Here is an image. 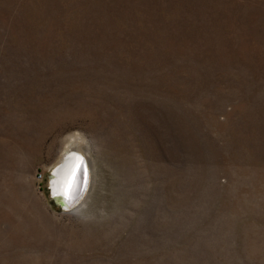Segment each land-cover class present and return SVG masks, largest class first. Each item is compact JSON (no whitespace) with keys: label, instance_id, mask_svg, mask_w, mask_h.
I'll list each match as a JSON object with an SVG mask.
<instances>
[{"label":"rangeland","instance_id":"obj_1","mask_svg":"<svg viewBox=\"0 0 264 264\" xmlns=\"http://www.w3.org/2000/svg\"><path fill=\"white\" fill-rule=\"evenodd\" d=\"M0 264H264V0H0Z\"/></svg>","mask_w":264,"mask_h":264},{"label":"bare ground","instance_id":"obj_2","mask_svg":"<svg viewBox=\"0 0 264 264\" xmlns=\"http://www.w3.org/2000/svg\"><path fill=\"white\" fill-rule=\"evenodd\" d=\"M86 164L88 170L87 189L91 182V168L92 163L85 158L77 148L67 149L63 158L54 168L53 177L50 180L51 192L53 195L66 194L68 199H71L75 194V190L80 181L81 166ZM64 181V184L62 185ZM84 199V198H83ZM65 203V198H64ZM68 201V200H67Z\"/></svg>","mask_w":264,"mask_h":264},{"label":"water","instance_id":"obj_3","mask_svg":"<svg viewBox=\"0 0 264 264\" xmlns=\"http://www.w3.org/2000/svg\"><path fill=\"white\" fill-rule=\"evenodd\" d=\"M79 171H80V178H79L80 181L75 190V193H74L75 195L71 199H68L69 197L67 198L66 197L67 195L63 193H61V195H56V196L53 195L51 192L50 184L48 186L49 195H50L51 200L62 212H68V211L73 210L74 207H76L85 197V194L87 192L86 186H87V177H88V170H87L85 162L81 166V169H79ZM53 176L54 175L52 172L49 177V183ZM64 198H65V203L63 201Z\"/></svg>","mask_w":264,"mask_h":264},{"label":"built area","instance_id":"obj_4","mask_svg":"<svg viewBox=\"0 0 264 264\" xmlns=\"http://www.w3.org/2000/svg\"><path fill=\"white\" fill-rule=\"evenodd\" d=\"M36 178H37V179H42V175L39 174V175L36 176Z\"/></svg>","mask_w":264,"mask_h":264}]
</instances>
